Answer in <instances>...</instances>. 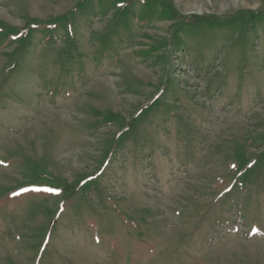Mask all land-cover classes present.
Masks as SVG:
<instances>
[{"label": "rangeland", "instance_id": "374dc122", "mask_svg": "<svg viewBox=\"0 0 264 264\" xmlns=\"http://www.w3.org/2000/svg\"><path fill=\"white\" fill-rule=\"evenodd\" d=\"M0 264H264V0H0Z\"/></svg>", "mask_w": 264, "mask_h": 264}]
</instances>
